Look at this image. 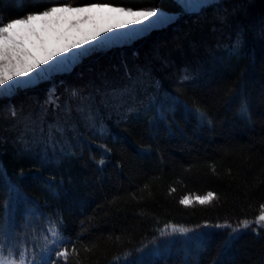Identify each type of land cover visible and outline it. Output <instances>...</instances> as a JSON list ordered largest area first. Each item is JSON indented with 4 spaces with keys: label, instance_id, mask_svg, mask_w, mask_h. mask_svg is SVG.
<instances>
[{
    "label": "trees",
    "instance_id": "trees-1",
    "mask_svg": "<svg viewBox=\"0 0 264 264\" xmlns=\"http://www.w3.org/2000/svg\"><path fill=\"white\" fill-rule=\"evenodd\" d=\"M93 3L179 17L0 99V221L7 208L13 238L27 237L39 258L49 221L62 218L67 264H264V228L216 227L253 222L264 205V0L195 14L171 0H0V15ZM208 192L206 204L180 203ZM168 224L210 230L194 251L166 250L159 230Z\"/></svg>",
    "mask_w": 264,
    "mask_h": 264
},
{
    "label": "rangeland",
    "instance_id": "rangeland-1",
    "mask_svg": "<svg viewBox=\"0 0 264 264\" xmlns=\"http://www.w3.org/2000/svg\"><path fill=\"white\" fill-rule=\"evenodd\" d=\"M171 1L186 14L199 13L204 8L209 7L203 6L199 0ZM222 1L224 0H220V2ZM93 4L55 6L54 8L57 10L51 15L47 17L37 16V18L27 24L15 25L12 29H9V38L7 40L0 39V49L7 48L13 54V59L19 55L25 65L39 64V67L31 73L26 81L9 80L8 85L0 88V99L10 98L18 92H29L40 83H45L60 75L69 74L72 70L70 72H62L68 68L73 69L84 58L94 52L128 47L155 30L173 26L179 17L176 13H171L158 7L135 9L101 3L98 4L107 5V7H92ZM118 7L131 8L133 12L157 9L158 16L145 18L111 10ZM74 45H82L83 47L75 48ZM20 67V64L17 63L16 69L20 70ZM21 83L36 85L17 89ZM197 197H185L188 202L183 205L201 204ZM252 223H255V221ZM259 227L264 228V225ZM208 229V227L194 229L183 235L170 233L160 244L159 248L162 247L167 250L170 248L168 241H175L177 245L181 244L180 247L184 246V249L188 247L194 251L198 244L202 242L204 236L198 240L191 238L201 236ZM171 236L173 237L171 238ZM39 241H44V239L42 238ZM43 244L44 242H41L39 245L43 246ZM48 244L50 245L51 243ZM147 252L149 255L158 252V246Z\"/></svg>",
    "mask_w": 264,
    "mask_h": 264
},
{
    "label": "snow or ice",
    "instance_id": "snow-or-ice-1",
    "mask_svg": "<svg viewBox=\"0 0 264 264\" xmlns=\"http://www.w3.org/2000/svg\"><path fill=\"white\" fill-rule=\"evenodd\" d=\"M199 2H201L203 6H214V5H218L220 0H199ZM92 7H107V5H101L96 3L93 4ZM56 10L57 9L54 7H49L47 10L41 11L39 13H28L23 17L12 18L7 22H5L3 16L0 15V39L7 40L9 38L8 37L9 29H12L15 25L27 24L33 19L37 18V16L47 17ZM111 10L120 13H127L129 15H138L145 18L158 16L157 9H152L150 11L133 12L131 8L125 9L124 7H118ZM241 43L242 41L238 37L234 42V44L232 45V47L234 49H238ZM74 47L81 48L83 46L74 45ZM17 63H19L21 66L20 70L16 69ZM38 67L39 64L25 65L24 61L20 58L19 55H17L16 58L13 59V54L7 48L0 49V88H3L4 86L8 85L9 80L21 81V82L26 81V79L30 77L31 73ZM71 70L72 68H68L64 70L62 73L70 72ZM35 85L36 84L28 85L25 83H21L17 89H24ZM50 92L52 94L49 96L48 102L58 107L59 105L55 98V90L52 89L50 90ZM75 94L76 93L73 92V95ZM241 111L242 114L246 115L248 112L247 105L242 106ZM13 115H15L14 110H13ZM200 115L203 118V113H200ZM101 163H103V160H101ZM12 191L16 194L17 197L21 196V194L18 192L17 189H15V187L12 188ZM214 198L215 197L212 192H208L206 196L197 197V199L200 201L201 204L208 203ZM187 202H188L187 198H184L180 201L181 204H186ZM34 215H35L34 213H29L27 215L25 224L23 226L24 231H27L28 228L32 227V219ZM255 223L258 226L264 225V205H261L260 214L255 218ZM250 225H251V221L244 219L240 222V224L237 227H232V225L230 224H224V225L218 224L216 225V227H230L232 228L233 233H239L241 228L246 229L250 227ZM15 227L16 225L14 223L12 215L10 212L7 211L6 208L5 219L3 221H0V264H59V260L56 261L52 260L53 255L57 257H63L65 264H67L68 251L66 248V244L71 243V239L67 237L64 233V225L62 218L58 220L49 221L47 230L43 233V239L45 241L44 251L39 256V258L36 257L34 252L30 255L27 237H25V239L23 240L13 238V230L15 229ZM189 231L190 229L188 228L182 226L178 227L174 224H168L164 228L160 229L159 233L161 237H164L166 235H169L170 233L171 234L180 233L183 235ZM203 235L204 234H201V236L193 237L191 239L194 240L202 239ZM234 238H238V237H234ZM49 240L51 241L50 245L48 244ZM173 243H175V241H168L169 245ZM61 249L64 250L62 251ZM127 255H130V253L125 254V258L127 257Z\"/></svg>",
    "mask_w": 264,
    "mask_h": 264
},
{
    "label": "bare ground",
    "instance_id": "bare-ground-1",
    "mask_svg": "<svg viewBox=\"0 0 264 264\" xmlns=\"http://www.w3.org/2000/svg\"><path fill=\"white\" fill-rule=\"evenodd\" d=\"M155 99V98H154ZM128 102V101H127Z\"/></svg>",
    "mask_w": 264,
    "mask_h": 264
}]
</instances>
